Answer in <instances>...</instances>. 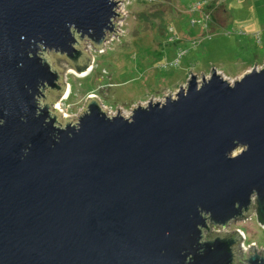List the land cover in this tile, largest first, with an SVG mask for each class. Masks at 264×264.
Segmentation results:
<instances>
[{
    "label": "water",
    "instance_id": "obj_1",
    "mask_svg": "<svg viewBox=\"0 0 264 264\" xmlns=\"http://www.w3.org/2000/svg\"><path fill=\"white\" fill-rule=\"evenodd\" d=\"M118 1L0 0V264H264L211 231L254 208L264 227V65L61 118L63 73L117 34Z\"/></svg>",
    "mask_w": 264,
    "mask_h": 264
},
{
    "label": "rangeland",
    "instance_id": "obj_2",
    "mask_svg": "<svg viewBox=\"0 0 264 264\" xmlns=\"http://www.w3.org/2000/svg\"><path fill=\"white\" fill-rule=\"evenodd\" d=\"M117 5L116 11L124 15L114 17L117 34L108 32L111 37L103 41L102 50L84 36L87 43L83 45L87 47L83 49L92 56L90 67L82 73L74 68L63 73L67 89L56 103L61 118L63 115L70 119L78 117L90 96H96L110 114H116L119 107L123 114L130 115L139 103L145 104L151 98L163 100L169 93L175 95L192 73L200 77L210 74L214 68L227 74L230 80L240 78L242 75L236 74L241 65L236 61L253 55L255 42L264 53V37L249 28L254 24V28L260 30L264 25V0H120ZM202 10L211 17L209 26L216 31L192 23ZM250 37L255 42H250L249 49L238 45V40ZM178 48L187 52L180 57ZM46 53L49 55L50 50ZM167 57L171 62L178 59V64L163 67ZM260 62L264 59L256 61ZM57 84L62 85L59 81ZM41 100L45 102V98ZM50 105L55 107L54 103ZM252 203L255 204V200ZM235 230L244 236L241 245L247 255L252 244L257 247L256 252L264 251V227L257 220L256 208L245 220L231 221L224 228L211 225V231L232 233Z\"/></svg>",
    "mask_w": 264,
    "mask_h": 264
},
{
    "label": "crops",
    "instance_id": "obj_3",
    "mask_svg": "<svg viewBox=\"0 0 264 264\" xmlns=\"http://www.w3.org/2000/svg\"><path fill=\"white\" fill-rule=\"evenodd\" d=\"M252 18H253V15H252ZM256 23H257V20H256ZM217 24L221 25L219 22ZM260 27H261L260 30L255 29L254 28V24H253V26H251L249 28L252 29L253 33L261 32L262 37H264V25L260 26ZM210 29H214V31H216L215 27H212ZM237 42H239L238 45L241 46V48L249 49L250 42L254 43L255 41L250 37V39H242V40H238ZM255 49H256V51L254 52L253 55H250L249 58H242L241 57L239 60L236 61V63L241 65L239 73L236 74V76L243 75L244 73L250 71L254 66H257V65L258 66H262V65H264V62L256 63V61H260L261 59H264V53H262L261 47L257 44V42H255ZM224 62H226V61L224 60ZM221 73H223V72H221ZM225 75H227V74H225Z\"/></svg>",
    "mask_w": 264,
    "mask_h": 264
},
{
    "label": "built area",
    "instance_id": "obj_4",
    "mask_svg": "<svg viewBox=\"0 0 264 264\" xmlns=\"http://www.w3.org/2000/svg\"><path fill=\"white\" fill-rule=\"evenodd\" d=\"M199 6V5H198ZM198 6H196V7H198ZM199 13H200V16L199 17H195V18H193V21H192V23L194 24V25H196V24H199L200 26H206V29H209L210 28V26H209V23H210V21H211V17H209V15H206L205 14V12L202 10V11H198ZM237 31V30H236ZM182 48V47H181ZM181 48H178V51H179V53H180V57L182 56V55H184L186 52H187V49H186V51H182V49ZM181 51V52H180ZM178 54V53H177ZM176 60V62H171L170 61V58H165V61H164V63H162V66L163 67H168V68H170L172 65H176V64H178V59H175Z\"/></svg>",
    "mask_w": 264,
    "mask_h": 264
},
{
    "label": "bare ground",
    "instance_id": "obj_5",
    "mask_svg": "<svg viewBox=\"0 0 264 264\" xmlns=\"http://www.w3.org/2000/svg\"><path fill=\"white\" fill-rule=\"evenodd\" d=\"M90 67V66H89Z\"/></svg>",
    "mask_w": 264,
    "mask_h": 264
}]
</instances>
